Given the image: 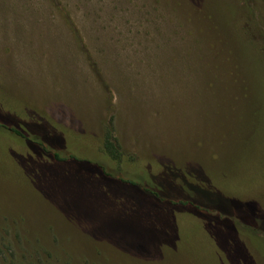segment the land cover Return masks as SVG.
Masks as SVG:
<instances>
[{"label":"rangeland","instance_id":"374dc122","mask_svg":"<svg viewBox=\"0 0 264 264\" xmlns=\"http://www.w3.org/2000/svg\"><path fill=\"white\" fill-rule=\"evenodd\" d=\"M245 32L264 54L233 0H0V264H264L240 225L264 233V56ZM97 152L150 190L100 175ZM181 180L237 220L175 213Z\"/></svg>","mask_w":264,"mask_h":264},{"label":"trees","instance_id":"16d2710c","mask_svg":"<svg viewBox=\"0 0 264 264\" xmlns=\"http://www.w3.org/2000/svg\"><path fill=\"white\" fill-rule=\"evenodd\" d=\"M194 1H199V0H194ZM234 4L236 5V7L240 10V12L242 11L244 13V15L248 18V20L251 22L252 28L254 30V32L257 34V37L259 38V40L262 42V44L264 45V4L261 2V0H241L242 4L240 3V0H233ZM246 33V32H245ZM246 37L248 38V41L251 42L253 49H254V53L255 56L257 57L258 61H260L263 64V56L264 54H262L260 52L259 48H255V46L253 45L251 39L249 38V34L246 33ZM32 117V115H31ZM34 120V119H32ZM36 122H41V121H36ZM17 133H19L17 131ZM43 150L42 152H38V156L41 158L48 157L51 159L52 162H58V161H64V158H62L60 156V154L58 152H53L51 153L48 149V147H46L45 144H43ZM102 149L103 152L113 161L119 163L122 159V153L120 151V147L119 145L115 142V138L112 135V130L107 128L106 132H105V136L103 139V145H102ZM97 159L95 160V163L90 162L94 165H96V169L98 170V173L100 175H103L107 178H111L114 180H118L121 183H127L130 184L132 186H138V183H135L133 181L130 180H123V179H117L114 178L111 174L105 172V170L97 164L98 160H100V155L97 152ZM89 160V159H88ZM175 168V167H173ZM176 169V170H175ZM175 171H178L180 169L175 168ZM144 171V170H143ZM144 177V176H143ZM154 177H152L153 179ZM151 179V180H152ZM180 186L183 187H188L189 192L188 195H184V197H186V199L184 201L179 200V201H172L174 202V204H179L182 203L184 207H182L181 209L177 210L178 215H183V214H187L189 215L191 218L197 220V221H202V222H206V221H213V220H218V216H220L223 220L226 219H230L232 220H237L236 218H233L231 215L226 214L225 212L218 210V209H211L210 211L208 210L207 213H203L205 212V210H203L204 208H202V206H200L199 204L195 203V201L192 199V196L190 195V191H192L191 189L193 187H197L200 188L197 185L194 184H189L188 182H185V180H181V183L179 184ZM141 186V185H139ZM142 188H144L146 191H149L150 189V184H147V186H141ZM208 189V188H206ZM210 190V189H209ZM155 195H159L158 193H156ZM188 206V207H185ZM209 209V208H208ZM258 211V210H257ZM210 212V213H209ZM261 213V212H259ZM264 214V213H263ZM234 223V222H233ZM240 224V223H239ZM234 225V224H233ZM242 227H247V228H251L254 229L255 232H253L254 234L252 235H258L260 236V234H264L260 228L258 227L257 223L251 224V225H245L244 223L240 224ZM232 226V225H231ZM239 234H242L240 231L236 230ZM262 237V236H260ZM264 238V237H262Z\"/></svg>","mask_w":264,"mask_h":264}]
</instances>
